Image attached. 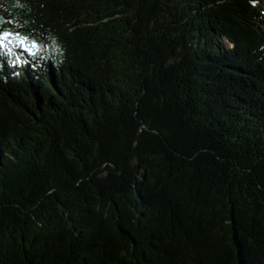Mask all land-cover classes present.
I'll list each match as a JSON object with an SVG mask.
<instances>
[{
  "label": "trees",
  "instance_id": "obj_1",
  "mask_svg": "<svg viewBox=\"0 0 264 264\" xmlns=\"http://www.w3.org/2000/svg\"><path fill=\"white\" fill-rule=\"evenodd\" d=\"M4 31L0 264H264V0H0Z\"/></svg>",
  "mask_w": 264,
  "mask_h": 264
},
{
  "label": "snow or ice",
  "instance_id": "obj_2",
  "mask_svg": "<svg viewBox=\"0 0 264 264\" xmlns=\"http://www.w3.org/2000/svg\"><path fill=\"white\" fill-rule=\"evenodd\" d=\"M253 2H255V0H253ZM10 37H13L15 39H21L17 35L12 34V33H9L7 31L0 32V48H7L8 47V43H11L12 42L9 39ZM8 51H9V54H11V49L10 48L8 49Z\"/></svg>",
  "mask_w": 264,
  "mask_h": 264
}]
</instances>
